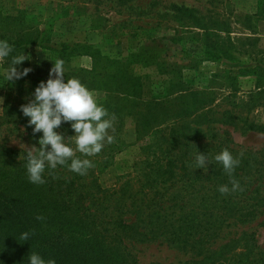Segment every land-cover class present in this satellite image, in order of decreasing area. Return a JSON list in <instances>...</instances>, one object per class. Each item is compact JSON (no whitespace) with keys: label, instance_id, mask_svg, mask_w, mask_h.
Masks as SVG:
<instances>
[{"label":"rangeland","instance_id":"374dc122","mask_svg":"<svg viewBox=\"0 0 264 264\" xmlns=\"http://www.w3.org/2000/svg\"><path fill=\"white\" fill-rule=\"evenodd\" d=\"M0 40L14 48L0 63L1 145L39 148L43 134L33 133L20 108L34 99L59 58L65 74L77 75L117 117L109 133L113 143L93 157L77 153L94 163L92 179L101 190L126 184L129 194L140 197V186L149 190L167 180L175 127L202 131L201 143L210 146L201 153L213 164H220L214 156L227 148L234 157L243 151L240 167L264 172V132L244 125L264 128V0H0ZM23 52L30 59L16 67L32 71L6 81L3 70ZM56 131L75 148L73 129L61 125ZM188 173L200 182L219 174L191 163ZM251 227L264 249V216ZM131 250L139 264L190 259L161 241ZM231 256L215 264H234Z\"/></svg>","mask_w":264,"mask_h":264},{"label":"trees","instance_id":"16d2710c","mask_svg":"<svg viewBox=\"0 0 264 264\" xmlns=\"http://www.w3.org/2000/svg\"><path fill=\"white\" fill-rule=\"evenodd\" d=\"M76 76L69 72L65 79ZM244 125L249 132H264L253 123ZM62 126L72 129L68 122ZM201 133L188 126L171 131L167 180L149 190L140 186V197L129 194L126 184L113 192L101 190L90 169L81 176L58 166L56 178L46 169V183L34 185L27 178V152L0 144V264H30L31 252L56 264H139L131 246L157 241L190 254L179 264H215L227 254L234 264H264V249L251 227L264 216V172L239 165L234 177L243 191L219 198L220 185L231 188L221 164L207 166L219 172L216 179L200 182L188 173L195 154L210 146L201 143ZM23 232L30 234L28 241L19 239Z\"/></svg>","mask_w":264,"mask_h":264},{"label":"clouds","instance_id":"9594fccd","mask_svg":"<svg viewBox=\"0 0 264 264\" xmlns=\"http://www.w3.org/2000/svg\"><path fill=\"white\" fill-rule=\"evenodd\" d=\"M13 51V46L7 40H0V63ZM28 59L30 57L24 52L12 56L9 67L3 70L5 80L11 82L27 76L32 71L31 68L19 71L16 66ZM33 96L34 99L20 108L23 115L29 118V126H34L33 133L43 134L38 140L39 148L26 147L25 167L29 182L34 185L45 184L46 169L49 170L48 175L56 178L55 170L58 166L67 167L69 171L81 176L86 175L95 165L88 158L78 157L77 153L83 157H93L102 151L105 143H113L115 138L109 133L115 132L116 115L110 114L103 104L99 103V94L88 89L79 79L70 78L65 82L64 61L59 58L54 60L49 79L39 83ZM65 122L70 123L75 132V135L71 136L75 148L68 146L64 135L56 131ZM243 156L241 151L234 157L227 148L214 156V161L222 165L231 184V188L227 184L218 187L222 195L243 191L240 182L234 177V171ZM210 163L212 162L208 156L198 151L193 168L203 169L207 173ZM36 219L44 221L45 217L37 215ZM29 235L28 232H23L19 239L28 241ZM28 259L30 264H56L55 259L46 261L35 252H31Z\"/></svg>","mask_w":264,"mask_h":264}]
</instances>
